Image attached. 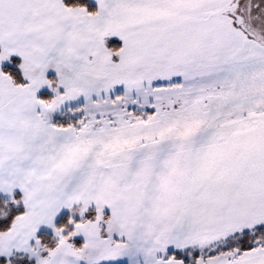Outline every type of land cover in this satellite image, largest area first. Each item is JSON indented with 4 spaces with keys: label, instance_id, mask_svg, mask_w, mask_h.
<instances>
[{
    "label": "snow or ice",
    "instance_id": "obj_1",
    "mask_svg": "<svg viewBox=\"0 0 264 264\" xmlns=\"http://www.w3.org/2000/svg\"><path fill=\"white\" fill-rule=\"evenodd\" d=\"M0 264H264V0H0Z\"/></svg>",
    "mask_w": 264,
    "mask_h": 264
}]
</instances>
